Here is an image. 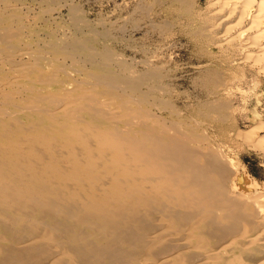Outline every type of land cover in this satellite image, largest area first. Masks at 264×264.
<instances>
[{
	"label": "bare ground",
	"instance_id": "obj_1",
	"mask_svg": "<svg viewBox=\"0 0 264 264\" xmlns=\"http://www.w3.org/2000/svg\"><path fill=\"white\" fill-rule=\"evenodd\" d=\"M27 1L0 0V264H264V192L221 148L264 155L233 102H261L264 0H123L142 44Z\"/></svg>",
	"mask_w": 264,
	"mask_h": 264
},
{
	"label": "rangeland",
	"instance_id": "obj_2",
	"mask_svg": "<svg viewBox=\"0 0 264 264\" xmlns=\"http://www.w3.org/2000/svg\"><path fill=\"white\" fill-rule=\"evenodd\" d=\"M62 1V2H61ZM74 3L78 4L83 11L84 15L87 17L89 21L92 23L98 24L101 26V21H106L109 27H112L115 31L118 30V27L123 26L122 29H126L127 34L125 35V39L127 42L131 41V43L142 44L143 42H147L146 36L144 35L148 30L150 31L151 23H149L147 15H142V17L136 16L138 21L133 20V16H129L128 14V5L129 1L123 0H73ZM73 1L68 0H60L57 4V8L55 12L53 11V15L56 16L53 22H69L70 15L68 12L69 5L73 3ZM200 4H203L205 0H198ZM61 2V3H60ZM28 8L29 14L33 15L35 12L44 9L46 7V2L44 0H28ZM67 4V5H66ZM64 6V7H63ZM126 7L125 13H121V7ZM68 7V8H67ZM61 11V12H60ZM58 12V13H57ZM68 12V13H67ZM57 14V15H56ZM60 14V15H58ZM67 14V15H66ZM62 17V18H61ZM148 20H146V19ZM105 19V20H104ZM68 20V21H67ZM132 20V21H131ZM138 22V23H136ZM137 24V26H136ZM133 25V26H132ZM137 27V28H136ZM134 28V29H133ZM136 28V29H135ZM153 30V29H152ZM137 31V32H136ZM158 39L157 34H153V40ZM147 40V41H145ZM184 41L177 42V46L174 50L173 56L175 58L178 57V64L187 63L185 65L189 66L191 62H194L191 56L190 50H187V47L183 45ZM181 55V56H180ZM189 68V67H188ZM187 68V69H188ZM182 73V72H181ZM195 75V73H191L190 75H186V82L184 85H179V91L182 90H192V85L190 83V79ZM258 75L256 73H252L250 75L249 80H251V84L257 81ZM238 94H236L234 99V105L239 112L240 118V129L243 132H246L248 127H256L258 122L254 121L251 118L250 110L254 112H258L264 109V85L258 87L257 90H254L250 95V99L252 101L253 98L259 97L261 102L259 104L254 101L252 104L247 103L246 99H244V92L248 89L245 87V84H239ZM238 87V86H237ZM179 102V100H178ZM261 107V108H260ZM243 135V134H242ZM264 135V130L261 132V136ZM241 140L245 143H241ZM221 144V143H220ZM221 148L224 152L232 158L237 168L242 171L243 174L247 177L248 182L251 183L253 188H256L257 191L264 192V155L260 153L259 150L251 148L247 145L246 139L244 136L234 137L232 140L221 144ZM251 178V179H250ZM257 185V186H256ZM264 231H261L260 234L264 236ZM259 235V234H258Z\"/></svg>",
	"mask_w": 264,
	"mask_h": 264
}]
</instances>
